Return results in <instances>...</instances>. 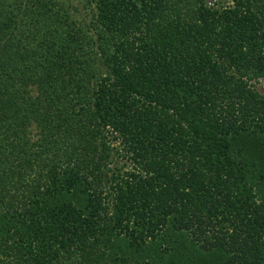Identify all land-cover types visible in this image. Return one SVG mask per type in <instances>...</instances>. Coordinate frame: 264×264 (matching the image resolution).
Instances as JSON below:
<instances>
[{
  "label": "trees",
  "instance_id": "16d2710c",
  "mask_svg": "<svg viewBox=\"0 0 264 264\" xmlns=\"http://www.w3.org/2000/svg\"><path fill=\"white\" fill-rule=\"evenodd\" d=\"M81 1L0 0V264H264V0Z\"/></svg>",
  "mask_w": 264,
  "mask_h": 264
},
{
  "label": "rangeland",
  "instance_id": "374dc122",
  "mask_svg": "<svg viewBox=\"0 0 264 264\" xmlns=\"http://www.w3.org/2000/svg\"><path fill=\"white\" fill-rule=\"evenodd\" d=\"M62 3H67L70 5V9L77 12L78 17H86V19H89V16H86V13L89 12L87 8H85L84 3L81 0H59ZM207 5L218 9L221 11L223 7H229L231 5V0H205ZM75 13V12H74ZM253 87L260 93L264 95V78H260L257 80L252 81ZM125 160L120 161V165H123ZM126 168L130 167V164L128 162H125Z\"/></svg>",
  "mask_w": 264,
  "mask_h": 264
}]
</instances>
